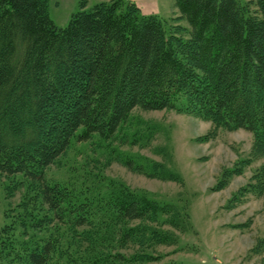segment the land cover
Wrapping results in <instances>:
<instances>
[{
    "label": "trees",
    "instance_id": "obj_1",
    "mask_svg": "<svg viewBox=\"0 0 264 264\" xmlns=\"http://www.w3.org/2000/svg\"><path fill=\"white\" fill-rule=\"evenodd\" d=\"M174 2L188 38L133 1L79 0L60 27L50 0H0V174L39 185L38 208L25 197L0 231V264H58L61 232H38L50 220L86 245L64 264H160L152 248L192 231L187 209L161 221L166 207L126 186L95 177L86 194L47 180L74 139H112L137 109L245 130L264 153V0Z\"/></svg>",
    "mask_w": 264,
    "mask_h": 264
},
{
    "label": "rangeland",
    "instance_id": "obj_2",
    "mask_svg": "<svg viewBox=\"0 0 264 264\" xmlns=\"http://www.w3.org/2000/svg\"><path fill=\"white\" fill-rule=\"evenodd\" d=\"M87 1L90 9L108 0ZM126 1L136 2L145 14L159 15L170 31L190 36V25L180 18L174 0ZM58 3L50 1V16L58 26L66 27L79 5L75 3L73 12L72 4ZM255 150V137L245 130L229 131L194 114L137 109L112 139H74L46 170V177L86 194L95 190V177L103 179V184L126 186L165 206L161 221H170L174 208L187 209L192 231L178 233L181 238L175 245L152 248L161 256L160 264H264V153ZM163 169L176 178L160 177ZM20 180L0 174V231L25 197L36 199L39 185L25 182L20 186ZM36 202L38 208V198ZM163 229L174 231L170 222ZM54 230L61 232L58 264H64L67 255L86 249L56 221L46 222L38 232Z\"/></svg>",
    "mask_w": 264,
    "mask_h": 264
},
{
    "label": "crops",
    "instance_id": "obj_3",
    "mask_svg": "<svg viewBox=\"0 0 264 264\" xmlns=\"http://www.w3.org/2000/svg\"><path fill=\"white\" fill-rule=\"evenodd\" d=\"M51 1V0H50ZM58 5H61V3L62 2H64V3H69V4H72V7H73V12L75 11V3L77 4V2H78V5H79V1H77V0H58ZM136 3V2H135ZM137 4V3H136ZM140 4V3H139ZM141 5V4H140ZM72 12V13H73ZM146 12H149L148 11V9L146 10ZM153 12V11H152ZM152 14H155V13H152ZM67 18L69 19L70 18V15L68 14L67 15Z\"/></svg>",
    "mask_w": 264,
    "mask_h": 264
}]
</instances>
